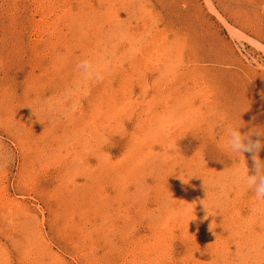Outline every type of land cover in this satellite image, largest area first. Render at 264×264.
<instances>
[{
  "label": "rangeland",
  "instance_id": "374dc122",
  "mask_svg": "<svg viewBox=\"0 0 264 264\" xmlns=\"http://www.w3.org/2000/svg\"><path fill=\"white\" fill-rule=\"evenodd\" d=\"M235 124L264 126V0H0V264H264Z\"/></svg>",
  "mask_w": 264,
  "mask_h": 264
},
{
  "label": "clouds",
  "instance_id": "9594fccd",
  "mask_svg": "<svg viewBox=\"0 0 264 264\" xmlns=\"http://www.w3.org/2000/svg\"><path fill=\"white\" fill-rule=\"evenodd\" d=\"M120 36L123 38L124 35L121 34ZM132 54H134V50L129 51V55ZM75 70L79 75V86L74 85L65 89L63 93L65 97L70 98L77 92L82 94L84 84L91 81L101 82L107 71L103 66V58L98 56H85L79 59L75 65ZM242 126L235 124L229 129L223 147L236 156L245 152L250 153L253 173L249 174L247 167L246 172L236 169L232 175L245 188L254 191L258 200H264V159L258 156L261 147H264V142L259 139L264 138V126L246 132L241 131ZM253 137H257V139H253Z\"/></svg>",
  "mask_w": 264,
  "mask_h": 264
},
{
  "label": "bare ground",
  "instance_id": "6f19581e",
  "mask_svg": "<svg viewBox=\"0 0 264 264\" xmlns=\"http://www.w3.org/2000/svg\"><path fill=\"white\" fill-rule=\"evenodd\" d=\"M147 101V100H146Z\"/></svg>",
  "mask_w": 264,
  "mask_h": 264
}]
</instances>
